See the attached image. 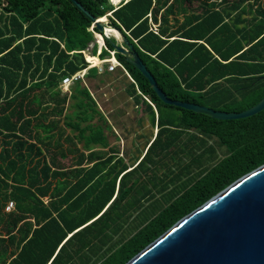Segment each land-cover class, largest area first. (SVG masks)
<instances>
[{"label": "trees", "instance_id": "1", "mask_svg": "<svg viewBox=\"0 0 264 264\" xmlns=\"http://www.w3.org/2000/svg\"><path fill=\"white\" fill-rule=\"evenodd\" d=\"M77 1L109 18L171 99L243 111L264 97V0ZM92 25L72 0H0V264H125L264 164V110L219 120L166 104L94 26L157 128L130 165L94 93L125 71L89 67Z\"/></svg>", "mask_w": 264, "mask_h": 264}, {"label": "water", "instance_id": "2", "mask_svg": "<svg viewBox=\"0 0 264 264\" xmlns=\"http://www.w3.org/2000/svg\"><path fill=\"white\" fill-rule=\"evenodd\" d=\"M72 1L108 37L101 17L92 15L79 1ZM122 38L128 48L118 44L115 48L141 71L166 104L219 120L247 118L264 110V97L243 111H223L171 99L138 53L133 52L128 39ZM125 264H264V164L182 217Z\"/></svg>", "mask_w": 264, "mask_h": 264}, {"label": "rangeland", "instance_id": "3", "mask_svg": "<svg viewBox=\"0 0 264 264\" xmlns=\"http://www.w3.org/2000/svg\"><path fill=\"white\" fill-rule=\"evenodd\" d=\"M110 1L111 3H119L122 0ZM105 24L107 25L105 29L106 34L109 37H113L110 32H108L109 29L107 28L108 26H111L109 18ZM93 37V42L88 44V47L83 54L86 61L89 60L95 63L99 59L104 58H98V53L101 48L95 42V34H93ZM122 43L123 40H116V44L122 45ZM102 45H104L103 42ZM95 46L96 52L94 53ZM108 57L109 56H106L105 59ZM108 66L109 64L107 63H100L98 71L104 72L106 69H108ZM128 79L130 78L126 73L120 76H111L105 79L106 84H102V87L98 90V92L94 91V93L99 100L101 109L102 106H105L106 111H114V118L118 122L116 128L114 127V130L119 136L121 134V136L119 140H116L111 136V142L112 144L120 145V156L124 154L123 156L128 161V163L133 165L137 163V161L142 157L149 142L154 139L157 128L156 125L151 123V120L148 114H146V112L143 110V107H137L132 97L127 93L126 86ZM83 81H85V78ZM70 85L73 86L74 83H71ZM70 85L69 88H71ZM215 140L216 139L214 138L212 143L215 142ZM221 155L223 156V154ZM222 156H219V158Z\"/></svg>", "mask_w": 264, "mask_h": 264}, {"label": "built area", "instance_id": "4", "mask_svg": "<svg viewBox=\"0 0 264 264\" xmlns=\"http://www.w3.org/2000/svg\"><path fill=\"white\" fill-rule=\"evenodd\" d=\"M110 14V13H109ZM149 18H150V22L152 21L151 20V15H149ZM153 25V30L155 31V32H157V25H155V24H152ZM94 24L89 28V30H91V31H93L94 32V34L96 35L97 33H96V31L94 30ZM109 37V36H108ZM105 40V39H104ZM104 49H106V50H108L109 51V53H110V55H109V57L108 58H104V59H99L100 61H107V62H104L105 64L107 63V64H109V66H108V70L109 71H113L115 68H118V67H120V68H122L124 71H125V73L128 75V77L130 78V79H132L131 77H130V75H129V73L126 71V69L124 68V66L119 62V60L116 58V54H115V51H112V50H109L108 48H107V46H106V42L104 41ZM102 52V51H101ZM101 52L99 51V53H98V58H100V54H101ZM91 66H96L97 68L99 67V64L98 65H96V63H94V62H89V67H91ZM87 73V69H84V70H81V71H78V72H76L74 75H72V76H70V77H65L64 79H63V81H62V83H61V90L62 91H64V93H66V92H68L69 90H70V88H69V85L71 84V83H74L76 80H78V79H82V80H84V78H85V74ZM71 86V85H70ZM47 200V199H46ZM14 208H15V206H14V203L13 202H9L8 203V205L6 206V208H5V210L6 211H11V210H14Z\"/></svg>", "mask_w": 264, "mask_h": 264}, {"label": "bare ground", "instance_id": "5", "mask_svg": "<svg viewBox=\"0 0 264 264\" xmlns=\"http://www.w3.org/2000/svg\"><path fill=\"white\" fill-rule=\"evenodd\" d=\"M100 21H102V22H104V24L108 21V18H107V16L106 17H104V18H102V19H100ZM106 24H105V29H106ZM108 29H109V31L108 32H110V34L116 39V40H118V41H122L123 40V38H122V36H120V34H119V32L115 29V28H113L112 26H108L107 27ZM106 33V32H105ZM96 40H97V42L96 43H100V48L102 49L103 47H104V45H102V40H101V38H100V36H97L96 37ZM104 62H107V61H100V60H98V61H96L95 63H96V65H98V64H100V63H104Z\"/></svg>", "mask_w": 264, "mask_h": 264}, {"label": "crops", "instance_id": "6", "mask_svg": "<svg viewBox=\"0 0 264 264\" xmlns=\"http://www.w3.org/2000/svg\"><path fill=\"white\" fill-rule=\"evenodd\" d=\"M119 4H120V2H119V3H117L116 5H115V4H114V5H115V6H118ZM121 35H122V34H121ZM95 36H96V35H95ZM95 42H97V40H96ZM102 42H103V41H102ZM97 44H98V45H99V47H100V43L98 42ZM103 44H104V43H103ZM100 50H101V49H100ZM87 60H88V59H87ZM87 62L89 63L90 61L88 60Z\"/></svg>", "mask_w": 264, "mask_h": 264}]
</instances>
